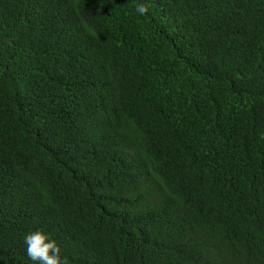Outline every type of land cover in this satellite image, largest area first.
Here are the masks:
<instances>
[{"label": "trees", "instance_id": "16d2710c", "mask_svg": "<svg viewBox=\"0 0 264 264\" xmlns=\"http://www.w3.org/2000/svg\"><path fill=\"white\" fill-rule=\"evenodd\" d=\"M36 228L63 264H264V0H0V264Z\"/></svg>", "mask_w": 264, "mask_h": 264}, {"label": "clouds", "instance_id": "9594fccd", "mask_svg": "<svg viewBox=\"0 0 264 264\" xmlns=\"http://www.w3.org/2000/svg\"><path fill=\"white\" fill-rule=\"evenodd\" d=\"M147 10V6L143 3L136 6V11L141 15L146 14ZM23 240L26 253L35 264H63L60 245L42 228L26 232Z\"/></svg>", "mask_w": 264, "mask_h": 264}]
</instances>
